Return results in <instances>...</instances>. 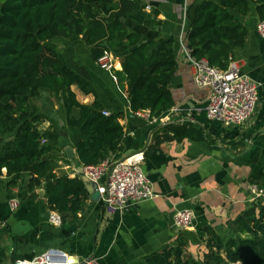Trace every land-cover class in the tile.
Instances as JSON below:
<instances>
[{
	"label": "trees",
	"instance_id": "obj_1",
	"mask_svg": "<svg viewBox=\"0 0 264 264\" xmlns=\"http://www.w3.org/2000/svg\"><path fill=\"white\" fill-rule=\"evenodd\" d=\"M142 0H0V175L4 169L10 185L28 175L35 195L44 188L51 211L63 222L76 219L89 193L80 175H58L60 149L41 126L48 116L38 101L46 94L66 110V123L80 136L76 145L80 165H97L121 149L125 137L123 113L109 111L94 84L75 71L52 45L57 38L82 37L97 62L105 50L120 59L118 78L126 82L132 112L149 111L159 118L175 106L171 81L177 71L172 37L142 40L127 26ZM255 8L264 20V0H202L190 4L187 40L190 54L206 58L220 69L229 68L237 49L246 43L243 17ZM77 91L93 95L83 103ZM109 114H104V111ZM195 123L170 122L153 135L151 148L167 141L207 140ZM252 183L264 184L262 178ZM228 234L205 230L202 258L189 253L185 237L167 250L148 255L140 264H264V202L242 211L227 224Z\"/></svg>",
	"mask_w": 264,
	"mask_h": 264
},
{
	"label": "crops",
	"instance_id": "obj_2",
	"mask_svg": "<svg viewBox=\"0 0 264 264\" xmlns=\"http://www.w3.org/2000/svg\"><path fill=\"white\" fill-rule=\"evenodd\" d=\"M142 1L147 7H135L128 15L129 29L144 41L162 37L175 40L178 67L170 85L175 106L163 117L169 116L170 122L195 123L204 129L207 140L167 141L151 148L154 126L132 113L126 82L119 78L117 85L109 72L99 68L81 36L55 39L52 45L75 71L94 84L107 110L123 113L120 122L125 137L117 157L143 153V169L157 196L132 204L124 214L107 215L96 188L81 174L83 165L78 163L76 151L80 136L68 127L63 104L48 96L38 105L49 118L41 129L48 130L49 140L60 149L55 172L70 177L80 175L89 196L76 219L55 226L49 221L46 192L45 198L39 194L44 188L32 196L29 181H25L30 180L28 175L11 186L4 169L0 175V264L31 262L50 249L61 250L81 264L92 255L100 264H140L148 255L175 246L182 237L187 239L189 253L194 255L198 245L203 255L207 228L228 234L229 221L264 202V195L256 201L250 190V185L255 184L252 178L264 180V86L259 89L254 115L243 125L226 127L209 120L205 111L209 90L194 82L187 40V8L202 0ZM242 19L248 36L233 60L242 74L264 81V39L257 30L260 20L255 8ZM121 70L118 58L117 71ZM77 95L83 103L95 99L79 91ZM5 139L0 138V143ZM106 179L100 182L106 183ZM259 186L264 191V184ZM14 199L20 201L16 210L10 206ZM183 209L195 214L186 230L178 229L174 221L175 214Z\"/></svg>",
	"mask_w": 264,
	"mask_h": 264
},
{
	"label": "built area",
	"instance_id": "obj_3",
	"mask_svg": "<svg viewBox=\"0 0 264 264\" xmlns=\"http://www.w3.org/2000/svg\"><path fill=\"white\" fill-rule=\"evenodd\" d=\"M257 30L264 39V20L258 22ZM190 64L195 84L209 90L205 107L209 120L217 121L226 127L241 126L250 120L257 108L259 89L264 86V81H257L242 74L234 60L226 70L211 65L206 58L196 59L191 56ZM97 65L109 72L118 85L119 78L116 73L118 58L111 51L105 50L103 56L97 61ZM132 113L154 126L155 132L170 122L169 116L152 118L149 111ZM104 114L108 115L109 111L105 110ZM143 161V153H136L125 158L113 155L97 165L83 166L82 174L96 184L107 215L124 214L132 204L157 196L150 179L144 172ZM103 177L107 178L106 183L100 182ZM250 190L256 201L264 195V191L257 184H251ZM10 206L12 210H16L20 206V201L14 199L10 202ZM194 218L195 214L192 210H179L174 216L175 225L178 229L186 230L190 228ZM49 221L55 226H61L63 223L60 214L55 211L50 212ZM19 263L81 264L72 256L57 249H50L31 262ZM82 264L100 263L92 255Z\"/></svg>",
	"mask_w": 264,
	"mask_h": 264
},
{
	"label": "water",
	"instance_id": "obj_4",
	"mask_svg": "<svg viewBox=\"0 0 264 264\" xmlns=\"http://www.w3.org/2000/svg\"><path fill=\"white\" fill-rule=\"evenodd\" d=\"M188 48L191 49L192 46L189 45ZM68 154H69V157H70V158H73V157H74V155L71 154V151H68ZM81 170H82V168H81ZM81 174H82V173H81ZM25 181L28 182V181H29V178H26ZM85 181L88 182V183H91V184H89V185L92 186V187H94V188H96V184H95L94 182L89 181L88 178L85 177ZM88 188H89V190H91V187H88ZM96 191H97V188H96ZM97 192H98V191H97ZM98 193H99V192H98ZM39 194H40V196H41L42 198H45V189H41V190H39ZM99 195H100V194H99ZM18 264H20V263H18Z\"/></svg>",
	"mask_w": 264,
	"mask_h": 264
},
{
	"label": "rangeland",
	"instance_id": "obj_5",
	"mask_svg": "<svg viewBox=\"0 0 264 264\" xmlns=\"http://www.w3.org/2000/svg\"><path fill=\"white\" fill-rule=\"evenodd\" d=\"M46 98H48V94H46L41 100L38 101V103H43L46 101ZM194 255L197 257V258H201L202 257V250L199 249V246L197 245L195 248H194Z\"/></svg>",
	"mask_w": 264,
	"mask_h": 264
}]
</instances>
